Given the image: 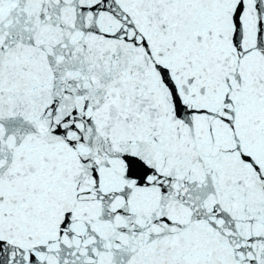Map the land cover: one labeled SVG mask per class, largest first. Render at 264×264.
Here are the masks:
<instances>
[{
	"label": "snow or ice",
	"instance_id": "obj_1",
	"mask_svg": "<svg viewBox=\"0 0 264 264\" xmlns=\"http://www.w3.org/2000/svg\"><path fill=\"white\" fill-rule=\"evenodd\" d=\"M0 264H264V0H0Z\"/></svg>",
	"mask_w": 264,
	"mask_h": 264
}]
</instances>
